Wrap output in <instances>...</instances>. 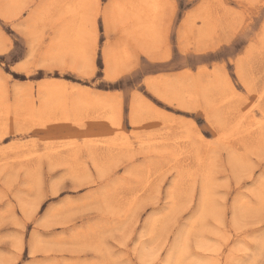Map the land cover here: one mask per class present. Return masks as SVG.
<instances>
[{"label": "rangeland", "instance_id": "obj_1", "mask_svg": "<svg viewBox=\"0 0 264 264\" xmlns=\"http://www.w3.org/2000/svg\"><path fill=\"white\" fill-rule=\"evenodd\" d=\"M0 264H264V0H0Z\"/></svg>", "mask_w": 264, "mask_h": 264}, {"label": "bare ground", "instance_id": "obj_2", "mask_svg": "<svg viewBox=\"0 0 264 264\" xmlns=\"http://www.w3.org/2000/svg\"><path fill=\"white\" fill-rule=\"evenodd\" d=\"M146 1H151L152 3H156V0H145V2ZM142 8V7H141ZM117 9V8H116ZM122 10V9H121ZM143 10V9H142ZM2 11V10H1ZM16 11V10H15ZM9 13V12H8ZM80 14V13H79ZM5 15V14H4ZM3 14H2V16H4ZM81 15H82V13H81ZM80 15V16H81ZM11 17V16H10ZM122 17V16H121ZM151 22V21H150ZM71 27V26H70ZM154 27V26H153ZM155 29V28H154ZM72 30V29H71ZM77 30H79V29H77ZM75 31V30H74ZM71 32V31H70ZM80 33V32H79ZM81 34V33H80ZM74 35V34H73ZM77 35H79L78 33H77ZM76 35V36H77ZM77 37H79V36H77ZM81 37H84V35H82ZM80 37V38H81ZM82 44V43H81ZM106 57V62H107V68H106V73H107V76H108V78L111 76V74H112V70H113V58H112V56H111V53L110 52H108L107 51V53H106V55H105ZM115 69V68H114ZM115 76V75H114ZM114 78V77H113ZM111 79V78H110ZM208 93V92H207ZM227 98H229V97H227ZM227 102V101H226ZM105 107V106H104ZM108 108V107H107ZM55 111L56 110H54V112L53 113H55ZM57 113V112H56ZM55 113V114H56ZM51 114V113H50ZM50 114H48L49 115V117L51 116ZM55 116V115H54ZM145 117H147V116H145ZM59 118V117H58ZM243 119V118H242ZM53 120V119H52ZM56 120V119H55ZM63 120H64V117H63ZM57 121V120H56ZM241 121V120H240ZM112 122H114V121H112ZM45 124V123H44ZM236 124V123H235ZM234 124V125H235ZM115 126H116V124H115ZM115 128V127H114ZM247 131H248V129H247ZM250 131V130H249ZM112 133V132H111ZM184 138V137H183ZM226 139V138H225ZM127 146V145H126ZM129 146V145H128ZM36 148V147H35ZM174 158V157H173ZM200 159V158H199ZM171 164V163H170Z\"/></svg>", "mask_w": 264, "mask_h": 264}]
</instances>
